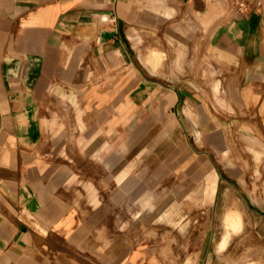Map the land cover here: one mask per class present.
I'll use <instances>...</instances> for the list:
<instances>
[{
	"label": "crops",
	"instance_id": "obj_1",
	"mask_svg": "<svg viewBox=\"0 0 264 264\" xmlns=\"http://www.w3.org/2000/svg\"><path fill=\"white\" fill-rule=\"evenodd\" d=\"M248 1L0 0V264L228 260L244 209L264 213V0ZM221 186L240 189L215 261L144 238L172 226L197 250L189 192Z\"/></svg>",
	"mask_w": 264,
	"mask_h": 264
},
{
	"label": "rangeland",
	"instance_id": "obj_2",
	"mask_svg": "<svg viewBox=\"0 0 264 264\" xmlns=\"http://www.w3.org/2000/svg\"><path fill=\"white\" fill-rule=\"evenodd\" d=\"M228 1L232 9L235 8V2L233 0ZM215 63L218 64L214 59L206 60V64L209 66H214ZM206 77H208V75H206ZM150 156L152 157L153 155ZM230 156L234 159H236L237 156L238 158L241 157L237 150H232ZM236 162H238V160ZM148 188L150 192L159 195L160 203H166L172 202V195L168 194L176 190L178 186H169L167 182H162L161 179L156 178L149 179ZM238 189H240V187L235 186L228 189V187L221 186L218 192H215L214 195H212V197L209 196V198H204L205 194L199 187H197V190L194 191L192 189L189 192L192 200L187 201L190 207L186 206V208L189 214H196V216L190 217V220L201 228L200 230L198 229L197 250L193 247L185 248L182 245L184 240L183 235L172 226L150 224L154 226L156 234H144V238L155 242L157 245L171 246L177 259L181 258V260L187 259L188 255H192L195 259L199 258L198 254L200 248L207 245V254L203 261H215V247L224 233L223 215L229 207L233 206V208H235L233 204L238 201ZM211 210L214 211V216H210ZM244 210L246 213L245 226L240 233L231 234L228 248V260L225 261L226 255L224 253V256L219 259V264H264V216L260 215L264 213L261 211L258 213L252 211V207H246ZM163 220L167 222L169 218L164 217ZM165 234H171L169 236L171 237V241L163 239ZM258 250H262L263 253L258 255ZM195 262L196 261H193L194 264Z\"/></svg>",
	"mask_w": 264,
	"mask_h": 264
},
{
	"label": "bare ground",
	"instance_id": "obj_3",
	"mask_svg": "<svg viewBox=\"0 0 264 264\" xmlns=\"http://www.w3.org/2000/svg\"><path fill=\"white\" fill-rule=\"evenodd\" d=\"M225 2H227V3H230L228 0H224ZM242 217V216H241ZM231 220H229V224L230 225H232V222H230ZM234 227V233H239V231L237 230V228H236V224H235V226H233ZM230 238H231V234H229V235H227V237H226V239H225V244L224 245H226V243H228L229 241H230ZM256 264V263H255Z\"/></svg>",
	"mask_w": 264,
	"mask_h": 264
},
{
	"label": "built area",
	"instance_id": "obj_4",
	"mask_svg": "<svg viewBox=\"0 0 264 264\" xmlns=\"http://www.w3.org/2000/svg\"><path fill=\"white\" fill-rule=\"evenodd\" d=\"M236 4L240 7V8H245L248 4V0H235Z\"/></svg>",
	"mask_w": 264,
	"mask_h": 264
}]
</instances>
